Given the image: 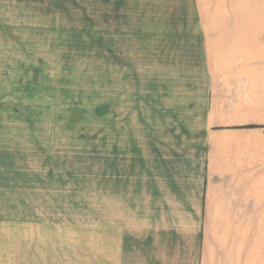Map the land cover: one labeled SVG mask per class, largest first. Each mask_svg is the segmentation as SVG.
Here are the masks:
<instances>
[{
    "label": "rangeland",
    "instance_id": "1",
    "mask_svg": "<svg viewBox=\"0 0 264 264\" xmlns=\"http://www.w3.org/2000/svg\"><path fill=\"white\" fill-rule=\"evenodd\" d=\"M189 15L178 2L0 0V125L22 155L11 173L41 171L42 223L26 224L25 264H149V190L136 188L149 185V108L159 106L149 93L158 75L199 70ZM134 167L142 193L121 207L114 188ZM114 207L136 211L138 244L109 229Z\"/></svg>",
    "mask_w": 264,
    "mask_h": 264
},
{
    "label": "crops",
    "instance_id": "2",
    "mask_svg": "<svg viewBox=\"0 0 264 264\" xmlns=\"http://www.w3.org/2000/svg\"><path fill=\"white\" fill-rule=\"evenodd\" d=\"M158 2L190 6L200 67L175 81L156 76L149 185L134 167L114 199L133 205L138 182L149 190V264H264V0H149ZM17 138L0 125V261L5 249L8 264L11 237L25 264L26 224L42 223L41 171L11 173L22 156ZM115 207L109 229L138 244L136 211Z\"/></svg>",
    "mask_w": 264,
    "mask_h": 264
}]
</instances>
